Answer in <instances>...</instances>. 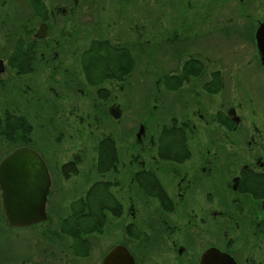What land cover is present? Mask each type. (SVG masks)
<instances>
[{"label":"flooded vegetation","instance_id":"1","mask_svg":"<svg viewBox=\"0 0 264 264\" xmlns=\"http://www.w3.org/2000/svg\"><path fill=\"white\" fill-rule=\"evenodd\" d=\"M13 1L0 0V14L4 16L0 19L1 28L6 29V42L12 41L6 56L0 58L3 64L0 76L6 70L14 76L32 75L42 61L46 64L50 61L40 47L50 36L52 20L57 15L65 16L69 9L62 8L57 14L44 0H21L24 7L18 13L23 17V25L15 36L8 24L9 18H14L9 13L17 11L11 7ZM73 1L70 11L75 14L78 0ZM244 3L245 0H239V7ZM8 6L9 11L4 12ZM203 8L209 11L211 6L207 8L204 4ZM76 16L72 17L76 20ZM261 21H256V27ZM42 24L46 25V33L38 37L36 33ZM192 27L189 25L188 30ZM55 43L58 44L56 40ZM201 53L187 52L182 65L159 79L157 85L161 82L159 86L176 93L193 80L203 78L202 92L219 97L216 109L209 114L205 103L195 100L196 94H200L195 92L190 99L192 109L187 108L190 100L182 101L181 107L186 110L181 109L176 116L171 109L169 123L161 125L158 132L152 131L149 138L144 123H140L135 134L138 147L131 148L128 154L121 153L111 133L101 137L112 138L115 146L96 148L93 167L98 175L106 178L92 181L83 194L71 201L70 212L60 219L58 229L53 230L56 235L68 238L67 249L55 243L44 246L46 264H95L98 255L102 264L103 258L117 245L128 250L132 264H264V116L248 119L247 106L239 100L237 84L225 92L221 69L211 67L209 70L205 54ZM54 56L53 60L56 54ZM81 56L82 52L77 58L79 62ZM254 58L247 63L255 60L264 68L257 49ZM189 60H194L195 67H201L198 74L192 73L193 67H184ZM80 66L85 82L90 85L81 62ZM217 73V89L207 90L206 85L215 80ZM126 80L127 77L106 79L98 86L90 85L96 88L97 98L103 100V104L111 102L107 112L116 121L122 116L121 101L116 100L117 96L105 85ZM170 84L173 88H169ZM98 90H102V96ZM155 98L159 100L158 94ZM115 113L119 116L115 117ZM6 114L20 117L19 123L31 124L24 114L9 109L2 112L0 120L7 119ZM10 121L13 126L14 120L10 118ZM164 126H167L165 132L162 131ZM145 139L150 141L151 147L144 146ZM22 146L35 149L29 145L13 149ZM99 152L104 156L103 171L97 169ZM41 156L48 169L43 154ZM74 160L78 172V154L62 163L59 170ZM89 190L92 194L87 197ZM82 200L90 201L93 211H81ZM100 202L103 208L98 210ZM113 230L117 232L116 239L107 250L92 244L94 236L108 237ZM100 249H104L103 253Z\"/></svg>","mask_w":264,"mask_h":264},{"label":"rangeland","instance_id":"2","mask_svg":"<svg viewBox=\"0 0 264 264\" xmlns=\"http://www.w3.org/2000/svg\"><path fill=\"white\" fill-rule=\"evenodd\" d=\"M44 1L57 14L62 8L69 9L65 16H55L49 38L42 41L40 51L50 61H42L32 75L14 76L6 70L0 76V116L9 109L24 114L31 122V145L43 154L51 175L48 219L25 228L10 227L0 195V264H46L44 246H65L68 238L53 230L58 229L60 219L70 212L71 201L83 194L89 183L106 178L93 167L97 142L105 134L111 133L121 153L128 154L138 147L135 134L140 123H144L149 138L152 131L158 132L161 125L169 123L171 109L176 116L181 109L186 110L181 103H188L195 92L200 93L195 100L204 102L209 114L216 109L219 97L202 92L203 78L176 93L159 86L161 82L157 85L159 79L182 65L187 52H202L209 70L221 69L225 92L237 84L248 119L264 116V68L255 60L247 63L255 59L254 31L256 21L264 19V0H245L242 7L239 0H78L75 14L70 11L73 0ZM204 4L211 6L209 11ZM12 6L17 11L9 13L14 18H9L8 24L16 36L23 25L18 10L24 3L14 0ZM189 25L193 27L188 30ZM186 29L188 33H184ZM5 33L0 21V58L12 44L11 40L6 42ZM94 38L125 45L134 58L133 71L124 83L105 85L121 101L119 121L107 112L111 102L103 104L96 88L85 82L77 59ZM190 101L188 109L193 104ZM145 145L151 147L150 141L145 139ZM15 146L0 138V160ZM75 154L79 156V171L64 178L59 166ZM116 234L113 230L108 237L94 236L91 242L107 250ZM100 259L98 255L94 263L100 264Z\"/></svg>","mask_w":264,"mask_h":264},{"label":"water","instance_id":"3","mask_svg":"<svg viewBox=\"0 0 264 264\" xmlns=\"http://www.w3.org/2000/svg\"><path fill=\"white\" fill-rule=\"evenodd\" d=\"M45 33L46 25L42 24L36 36L43 37ZM255 41L260 62L264 66V20L256 28ZM114 116L118 117L119 114L115 113ZM50 185L47 166L35 149L22 146L7 154L0 161V194L8 225L23 228L45 221ZM102 264H132V258L124 246L117 245L103 258Z\"/></svg>","mask_w":264,"mask_h":264},{"label":"trees","instance_id":"4","mask_svg":"<svg viewBox=\"0 0 264 264\" xmlns=\"http://www.w3.org/2000/svg\"><path fill=\"white\" fill-rule=\"evenodd\" d=\"M21 48V44H19ZM82 69L86 76L87 81L90 85L98 86L106 79H117L122 80L124 77H127L133 71L135 62L131 52V49L126 46H118L116 44L110 43L107 39H93L90 41L86 49L82 51V56L80 59ZM194 60H189L185 62L184 67L191 66L194 68L192 71L193 74H198L200 72L201 67L197 65L195 67ZM218 76V73L214 75L213 79ZM183 78V76H181ZM165 83L168 84V81L165 80ZM216 79L210 83V85H206V89L209 91H215L217 87H215ZM169 88H173L170 84ZM99 96H102V90H98ZM7 119L0 120V136L4 137L7 142L13 143L16 146L18 145H31L33 143L32 139V130L33 127L31 124L25 122H20V117L12 118L10 115L6 114ZM14 120L13 126H11V121ZM22 121V120H21ZM13 127V128H12ZM10 128L12 130H10ZM167 126H164L162 131H166ZM13 131V132H12ZM110 145L111 148H114V141L112 138H101L97 142V148L99 150H103ZM32 146V145H31ZM103 153L99 152V165L97 169L99 171H103ZM74 160L69 164H64L61 169L60 173L64 178H68L70 175L76 174L77 169L75 167ZM92 191H88L85 196H90ZM101 194V193H100ZM81 202L82 208L81 211H93L92 205L90 201ZM98 210L103 208V203L100 202L98 205ZM71 210H73L71 208Z\"/></svg>","mask_w":264,"mask_h":264}]
</instances>
